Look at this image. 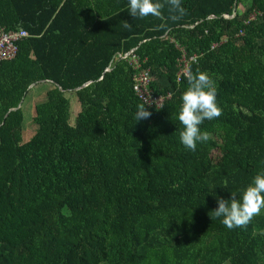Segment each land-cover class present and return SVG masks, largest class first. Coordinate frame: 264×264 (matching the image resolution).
I'll return each mask as SVG.
<instances>
[{"label": "trees", "instance_id": "trees-1", "mask_svg": "<svg viewBox=\"0 0 264 264\" xmlns=\"http://www.w3.org/2000/svg\"><path fill=\"white\" fill-rule=\"evenodd\" d=\"M160 2L163 20L132 17L128 0H0V26L29 32L0 63V264H264V209L233 229L212 213L264 171V0H181L177 20ZM131 50L153 92L171 94L139 121L134 72L118 57ZM183 51L222 109L195 151L179 139ZM40 83L24 141L23 105Z\"/></svg>", "mask_w": 264, "mask_h": 264}, {"label": "clouds", "instance_id": "clouds-1", "mask_svg": "<svg viewBox=\"0 0 264 264\" xmlns=\"http://www.w3.org/2000/svg\"><path fill=\"white\" fill-rule=\"evenodd\" d=\"M169 6L172 20H177L185 14L181 0H165ZM165 3L160 0H128V12L134 18L153 16L163 20L162 9ZM125 29L132 25L122 21ZM183 76L187 81L186 89L181 93V103L177 119L182 125L179 131L181 144L188 150L195 151L197 142H206L210 135L201 131L200 125L207 119L212 120L222 115V109L217 104V89L210 76L199 70L193 72L191 66L185 67ZM157 101L145 100L137 105L136 121L147 119L151 116L145 105L155 104ZM163 107L161 104L160 108ZM217 207L212 211L213 216L221 218L222 224L228 228L246 227L256 215L264 209V171L257 173L251 182L239 192L231 193L230 199L217 198Z\"/></svg>", "mask_w": 264, "mask_h": 264}, {"label": "built area", "instance_id": "built-area-1", "mask_svg": "<svg viewBox=\"0 0 264 264\" xmlns=\"http://www.w3.org/2000/svg\"><path fill=\"white\" fill-rule=\"evenodd\" d=\"M261 16L262 14L260 12L254 11L243 20V23L249 24L250 21ZM239 35H243V32L239 31ZM28 37L29 32L23 28L5 30L4 27L0 26V63L13 60L16 57L17 51H19L17 44ZM215 46L216 44L211 46V49ZM133 52L134 51L131 50L124 55L118 54L120 59L127 61L128 65L134 72L132 76V89L142 103H144L145 100L157 101L155 104L150 103L145 105V107L160 108L161 104L164 105L166 100L171 97V94L156 95L153 92L151 89V83L153 82L152 72L150 68L143 67L145 61L140 60V58ZM197 58V55L186 56L183 51V56L178 61V81H180L183 76L182 70L189 66L190 63L195 62Z\"/></svg>", "mask_w": 264, "mask_h": 264}, {"label": "rangeland", "instance_id": "rangeland-1", "mask_svg": "<svg viewBox=\"0 0 264 264\" xmlns=\"http://www.w3.org/2000/svg\"><path fill=\"white\" fill-rule=\"evenodd\" d=\"M238 12H242L243 8L242 6H237ZM47 88V83H40L34 86L30 93L28 94L26 101L24 102L23 109L25 113V130L23 132V139L24 141H28L34 134L37 129V125L33 122L34 117V106L35 104L40 101L44 96V91ZM68 97L71 101V119L74 120L78 111H79V105L77 104V97L73 94H68Z\"/></svg>", "mask_w": 264, "mask_h": 264}, {"label": "water", "instance_id": "water-1", "mask_svg": "<svg viewBox=\"0 0 264 264\" xmlns=\"http://www.w3.org/2000/svg\"><path fill=\"white\" fill-rule=\"evenodd\" d=\"M211 18V17H210ZM107 71H109V70H107ZM36 84H33L31 87H30V89H32L34 86H35ZM88 85V84H87ZM87 85H84L83 87H85V86H87ZM82 88V87H81ZM81 88H77V89H75L74 90V92H77V91H79ZM60 90L62 91V92H65L63 89H61L60 88Z\"/></svg>", "mask_w": 264, "mask_h": 264}]
</instances>
